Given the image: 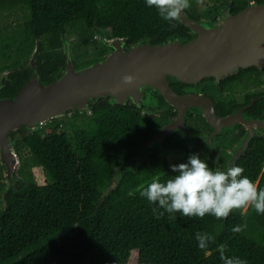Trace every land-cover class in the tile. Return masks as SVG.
Returning <instances> with one entry per match:
<instances>
[{
  "label": "trees",
  "instance_id": "16d2710c",
  "mask_svg": "<svg viewBox=\"0 0 264 264\" xmlns=\"http://www.w3.org/2000/svg\"><path fill=\"white\" fill-rule=\"evenodd\" d=\"M252 1L264 2L230 0L229 11L235 14ZM16 6L27 13L19 26V41L16 34L0 36L2 56H10L5 50L12 51L13 44L17 54L12 64L0 66L1 72L12 65L2 95L16 93L32 75L34 67L25 57H34L43 81L62 70L66 64L64 35L80 21L88 27L109 29L112 37L125 38L127 46L175 37L186 41L195 35L179 19L171 24L163 20L145 0H0V10ZM186 10L192 18L200 17L194 6ZM254 67L233 73L231 82L221 81L231 88L233 78L240 79L246 70L254 69L258 76ZM189 83L169 78L170 86L180 94L181 86ZM209 87L203 90L216 99L218 115L246 106L248 114L264 118V91L248 93L245 102L239 103L231 93L216 98ZM159 97L160 109L154 113L102 96L89 109L67 112L79 118L86 113L81 121L70 123L71 133L58 130L56 117L34 129L25 125L10 133L11 139L15 134L21 136L32 163L43 169L45 178L38 182L29 175L6 185L0 167V264H223L217 251L221 244L227 246L226 257L264 264V214L249 207L234 209L220 220L207 214L201 219L179 213L172 219L166 212L157 219L152 211L157 204L140 196V190L153 179L163 182L174 175L170 166L187 162L191 154H198L216 170L213 160L222 162L245 134L241 125L238 132L226 137L224 145L200 151L205 145H188L182 133L174 130L165 138L164 148L182 151L183 159L171 163L158 147H152L139 165L128 167L142 142L176 115L175 107L161 94ZM202 124L210 130L207 122ZM200 140L196 138L197 144ZM233 164L242 167V175L258 189L264 188V136L252 135ZM119 168L123 169L118 173ZM241 224L247 227L232 232ZM197 232L214 236L215 242L199 249Z\"/></svg>",
  "mask_w": 264,
  "mask_h": 264
},
{
  "label": "water",
  "instance_id": "95a60500",
  "mask_svg": "<svg viewBox=\"0 0 264 264\" xmlns=\"http://www.w3.org/2000/svg\"><path fill=\"white\" fill-rule=\"evenodd\" d=\"M179 20L194 32L182 41L175 37L164 42H139L127 46L123 37L108 38L99 32L100 43L110 51L98 58L79 62L74 60L71 41L64 38L66 64L54 73L50 81L41 80L34 68L30 78L14 94H0V153L6 164L8 180L15 175L18 156L11 146L10 133L20 127L31 129L69 111L89 109L95 98L110 96L113 102L132 100L139 106L143 88L150 86L175 106L176 117L157 133L145 139L129 161L139 165L149 148L174 130L188 131L187 113L197 109L215 132L234 127L238 122L247 130L236 155L242 154L255 128H264V118H254L237 109L220 116L210 95L187 91L180 94L169 84V78L181 82H195L203 76L222 77L240 67L264 66V2L250 3L232 14L228 9L220 21L208 22L192 18L183 10ZM130 75V84L123 77ZM9 81L8 74L0 81V90ZM164 152V145H159Z\"/></svg>",
  "mask_w": 264,
  "mask_h": 264
},
{
  "label": "clouds",
  "instance_id": "9594fccd",
  "mask_svg": "<svg viewBox=\"0 0 264 264\" xmlns=\"http://www.w3.org/2000/svg\"><path fill=\"white\" fill-rule=\"evenodd\" d=\"M148 7H155L158 15L171 24L180 18L183 10L191 5L189 0H145ZM174 27V25H172ZM133 77L126 75L123 82L130 84ZM174 175L161 182L153 179L140 190V196L157 204L153 214L160 219L168 213L175 219L174 213L181 217L214 216L220 220L227 218L234 209L247 210L251 207L257 214H264V188H259L248 176L242 175L244 169L235 164L226 170H213L198 154H191L187 162L170 166ZM246 224L236 225L231 230L239 233ZM195 240L198 247L205 250L215 237L204 232H197ZM226 245L218 246L220 260L223 264H247L239 257H226Z\"/></svg>",
  "mask_w": 264,
  "mask_h": 264
},
{
  "label": "rangeland",
  "instance_id": "374dc122",
  "mask_svg": "<svg viewBox=\"0 0 264 264\" xmlns=\"http://www.w3.org/2000/svg\"><path fill=\"white\" fill-rule=\"evenodd\" d=\"M190 1L192 2L191 6H194L196 10L198 11V13L200 14L201 19L206 20L208 22L220 21L223 18V12L228 9L226 0H190ZM251 3H254V1H252ZM25 13H27V10H25L24 8L20 6L13 7L9 10H0V36L6 35L7 33L8 34L12 33V36L16 34L17 36L15 37V39L19 41V36H18V34L20 33L19 26L22 24L25 18ZM99 32H100V29L88 27L82 21H80L79 24L76 25L75 27L67 29V32L65 33L64 38L71 41L72 43L71 51H72L74 60L76 62L89 59V58H98L100 56L107 54L110 51L109 48H107L106 46L100 43ZM103 34L108 38L112 37L110 35L109 29L105 30L103 28ZM18 41L16 43H18ZM1 49H2V45L0 44V51ZM5 52H8L10 56H2V54L0 53V66L5 65V64L6 65L12 64V62L17 56L16 45L13 44L12 51L5 50ZM23 60H25V62L27 63H30L32 67L34 68L36 67L34 57L32 56L28 58L25 57V59ZM11 68H12V65L5 68L3 71L0 72V81L2 79H5V75L8 73V71ZM262 75H263L262 77L259 76V77L244 78L243 81L233 84L231 87L232 89L229 88L227 92L221 93L220 91H216V90H210V91L215 95L216 98H223L225 97L227 93L228 94L231 93L232 96L237 101H242L244 98V95L247 93L264 91V73H262ZM197 81L193 82L191 86L189 87V89L187 90L192 91V92H201V87H202L203 82L198 83ZM83 110L85 109H81L78 111H83ZM192 110H196L197 113L200 114V112L197 109H191L188 111L187 116L189 115L190 112H192ZM84 115H86V113H83L82 116ZM56 118H58V121L60 122V127L58 128V130L59 131L64 130L69 133H71L70 123L71 122L77 123L81 121V118L76 116V114L74 113H71V114L65 113ZM231 128H234V127H231ZM229 129L230 128H228L227 130ZM11 146H12L13 151L18 156V163L16 165L15 175L10 180H8L6 177L7 167L0 153V167L2 170V175L4 176V181L6 185H11V184L13 185V183L17 179L23 180L25 177H28L29 175H32V177L38 182L42 181L45 178V172L43 171L41 167L35 166L32 163L30 159L31 153L29 151V148L22 141L21 136H19L18 134H15V136L11 139ZM154 147H158L163 154H166L168 161L171 163H177L181 159L184 158V153L178 149H172V148L165 149V151L163 152L157 143L154 144ZM207 147L209 148V147H215V146L205 145V147L200 148V151H203ZM234 149L229 150L227 152V155L230 154L231 152L233 153ZM149 150L150 148L148 149L146 156L148 155ZM213 163L216 165V169H220V170H226L232 164L228 162V160H226V157L220 163L214 160H213ZM132 165L136 166L135 164H131V163L128 164L127 166L130 167ZM122 169L123 168H119L118 173ZM18 170H20L19 173H18Z\"/></svg>",
  "mask_w": 264,
  "mask_h": 264
},
{
  "label": "flooded vegetation",
  "instance_id": "af4514ba",
  "mask_svg": "<svg viewBox=\"0 0 264 264\" xmlns=\"http://www.w3.org/2000/svg\"><path fill=\"white\" fill-rule=\"evenodd\" d=\"M226 2H227L228 10H229L230 0H226ZM200 18H201V16L198 19H200ZM248 67H254L255 69L257 68L259 70L258 76L255 75L256 73H255L254 69H249V70H246L242 74V76H240V79L239 78H233V82H232L233 84H235L237 82L243 81L244 78L259 77V76L262 77L263 76L262 73H264V66H262V65H255V64L254 65L240 67L235 72L227 73V74H225V75H223L222 77H219V78L218 77H215V76H211V75L203 76V77H201L197 81L198 83L199 82L200 83L203 82L202 87H201V92L202 93L201 92H198V93L212 96L211 94H208V93H206L203 90L204 86H206V85H209L210 86L208 88L209 90H216V91H220L221 93L222 92H227V90L229 89V87L226 88L228 85H226V83H223L221 80H227V79L229 80L231 78L230 76H232L233 73H238V72H240L241 69H245V68H248ZM231 81L232 80H229V82H231ZM192 83L193 82H190L187 85L181 86V91H182L181 94L186 93L188 91L187 89H189V87L191 86ZM209 92H211V91H209ZM261 92L262 91L250 92V93H261ZM159 95H160L159 91L152 89L150 86H145L143 88V98L140 99V100H138L139 106H137L132 100H127L126 102H130V103L134 104L135 106H137L138 108H140L143 112L147 111V112H153L154 113V112H158L159 109H160V97H159ZM227 95H228V93L223 98H226ZM246 96L247 95L245 94L243 100L242 101H238V102L239 103H244L245 102V99H246ZM256 97L257 96L251 98V101H250L251 104L254 103V101L256 100ZM212 99L213 100H216L215 98H212ZM245 108H246V106L239 107L237 109H242L243 112H244V114L247 115V116H252V117L257 118L256 116H253V115L248 114ZM176 113H177V111H176ZM227 114L228 113H226V115ZM221 116H225V114H223ZM175 117H176V115L174 116V118ZM174 118L172 120H174ZM201 121L207 122L202 115H200L199 113H197L196 110H192V112H190L189 115L186 117L185 124H186L187 131H188V137L185 138L183 134H182V136L187 140L188 145H214V146L215 145H224L223 144V141L226 139V137H228V138L231 137V135L234 134V133H236V132H238L240 130L241 125H243L242 123L238 122V123H236L234 125V128H230L229 130H226V131L222 130L220 132H215L214 131V128L208 122L207 123L209 124L210 130H207V127L202 124L203 122L200 123ZM198 123H200V124H198ZM197 125H201L202 127H200L201 129L198 131V133H195L194 134L193 133V129ZM244 128H245V134L235 144L237 146L235 147L233 153L231 152L232 154L230 153V154H228L226 156V160H228V162H230V163H233V161L238 156V155H236V149H237L238 145H241V143H242V141L245 138L246 133H247V130H246V127L245 126H244ZM262 129L263 128H259V127L255 128V134L254 135H262V136H264V129L263 130ZM192 134H194L195 138H192V140H191V135ZM169 135H167V136H169ZM167 136L164 137L163 144L160 143V142H157V144L158 145H164V141H165V138ZM196 138H200L201 139L198 144L196 142Z\"/></svg>",
  "mask_w": 264,
  "mask_h": 264
}]
</instances>
